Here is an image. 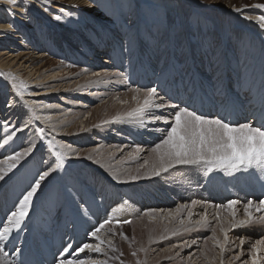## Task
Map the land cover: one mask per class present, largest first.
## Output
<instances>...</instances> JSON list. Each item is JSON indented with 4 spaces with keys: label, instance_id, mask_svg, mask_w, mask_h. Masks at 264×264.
<instances>
[{
    "label": "bare ground",
    "instance_id": "6f19581e",
    "mask_svg": "<svg viewBox=\"0 0 264 264\" xmlns=\"http://www.w3.org/2000/svg\"><path fill=\"white\" fill-rule=\"evenodd\" d=\"M98 2V0H50L49 3H44L43 0H17L15 6H10L4 3V0H0V113L1 115L4 114L6 119L19 121V127H26L30 123L32 127L29 132L31 133H33L31 130L35 129L36 138L38 137V140L36 143L34 140V147L32 146L33 151L31 152V157H33L32 159L35 160V162H43V160H45V169H54L56 165L55 153H61L63 158V167L58 168L59 172L55 173L56 170L50 171L49 176L46 177L49 181H52V187L45 188L43 190L45 192V198L43 197L44 200H42V198L38 201V212L40 209L46 215L43 216L39 222L33 224L31 220L38 213L32 214L25 218L19 229L13 230L9 238L3 241L5 246L4 250L8 253V256L0 257V264H58V260L69 257V253L64 255V248L69 247V245H71V250L69 252H72L75 247L82 242L95 243V240L88 237L86 234L97 225L93 223L92 219L89 220L87 218L91 216H95L96 218L98 216L102 218L108 217V215L111 214L109 211V203L114 201L115 197L120 196V187L117 188L116 185L113 187L110 183L104 186V180H88L87 171L83 169V166H80L83 163L71 162L64 157V155H67V157L70 156L74 151L68 149L66 147L67 145L61 148L59 147L60 144L54 141V138L60 131V120L56 118L53 119L51 113L54 110L55 104L49 100H59L60 102V99L66 96L63 93L59 96L60 98L49 97V95L54 94V91L56 92L63 89L66 84L71 82L70 80L72 78L70 77H72L71 75L74 73L73 68L75 62L68 61L67 63L66 58L64 59V56L62 58V56L59 55L58 57L60 60L56 69H43L45 65L40 64V62L46 57H49L47 53L48 47H50V43L48 44L45 38L46 34H50L51 39H55V47L57 50H63V39H68L70 43L74 42L72 41L73 35L71 33V27L78 29L90 24L92 28L87 27L84 32L85 38H88L90 41V43L87 44L89 50L88 53L86 50L81 51V54L85 57L91 55V58L88 59L90 63H84V70L80 73L81 76H73V79L91 76V81L89 80V83L83 85V83L80 82L84 89H88L86 93L88 92L89 96H92L91 94L98 88V91H104L103 94L110 95L108 90H110V81L113 80V78L110 77L112 73L108 72L109 70L105 71L103 67L94 63L95 59L93 55L97 54L96 60L101 57V65L107 63L109 65L114 64L115 67L122 66L120 70L123 71L127 78L130 76L135 77V82L133 84L129 83V85L134 86V89L141 90L137 95H133L138 96L140 103H142L143 100L142 91L145 90L143 88H146V85L150 86L149 84H154L151 87L156 86L158 96L163 95L165 101L169 96L174 95H176L178 100L179 95L172 89L178 88L180 85L182 86V80L180 79L177 81V77L175 76L176 73L180 74L181 70H185V73L187 71L186 76H184L186 85L182 86L184 90L185 88L188 89L189 86V74L191 76L193 75V78L198 81V76L201 77L200 75H204L210 70L213 71L215 69V73L219 72L220 68L221 70L222 68L228 69L230 66L234 70L236 63H240L241 65L242 62L240 61H248L252 54L256 55L260 50H262L264 54V29H261L259 24L253 19L254 17L264 15V8L252 7L256 4H264V0H103L102 3ZM87 7L91 8V10L86 9ZM236 8H240L241 11H235ZM45 9H47V11H45ZM61 9H63V11H61ZM232 15H235L237 19L231 18ZM55 17H60V19H56ZM93 18L97 23L92 22L94 21ZM248 21H251L253 24ZM9 23L13 24L11 29L7 28ZM114 26L118 29L116 34L124 38L121 43L112 37L113 34L107 30H112ZM125 27L129 29L124 31ZM210 29L216 32L213 33L209 31ZM10 30L14 32L13 37L10 36ZM230 31L232 32L229 33ZM242 31L247 35L242 33ZM77 33L82 32L78 29ZM96 33H98L100 37H104V40H108V45L106 41H98L96 39ZM125 33L127 36L123 35ZM130 34H133V37L132 35L129 36ZM10 38L15 41H11ZM210 39L211 41L212 39H222L227 41L228 46H236L238 45L237 43H242L243 48L238 52V57L228 55L220 56V58L218 55L216 58H213L211 56V53L215 50L212 49L213 45H210V49L208 46H203L204 44H208ZM16 40H20L21 43H16ZM16 44L21 45L17 46ZM121 47L126 49V53H117L120 51ZM231 50L232 52L236 51V47ZM64 53H67L65 49ZM243 55L245 60L242 59ZM251 60L250 64L257 62L255 56ZM77 63L81 65L80 61H77ZM160 63H163V67ZM130 64L131 67L136 66L137 71H131ZM215 64L218 70H216V66L212 67V65ZM246 64H243L242 67ZM250 64L248 63L247 65ZM160 67L164 69H159ZM92 68L94 70H92ZM108 68H106V70ZM198 68H200V71L197 70ZM67 69V75L70 79L67 77V81H64L65 79L63 77L65 75L63 76L61 73H65ZM154 72H156V74ZM232 73L234 75V72ZM104 74L106 76H104ZM115 75L117 74H114V76ZM97 76H99V79L96 78ZM154 76L156 79H153ZM149 78L152 79L149 81ZM223 80L224 83L230 82L229 80H232V76L225 72ZM21 81L26 85L23 99L16 95L12 87L13 83H19ZM100 81H105L108 85L105 86L103 84L100 86ZM217 83L218 81L214 82V85ZM210 84L211 82H209V84L198 82L195 87L201 89L202 85ZM76 85L77 84H73L72 86L76 87ZM80 86L81 85L77 86L79 87L78 92L84 90L81 89ZM57 87L60 88L58 89ZM161 88L162 91L160 92ZM118 90L120 89L117 87V89L113 91V97H117L118 102L126 101L130 106L131 102L129 98L134 91L121 95ZM70 91L72 92L73 90ZM96 94L98 95L99 93ZM138 99H136V101ZM153 99L156 100V103L161 102L155 97ZM179 102L182 105H187L182 98H180ZM121 109L123 110L124 108ZM98 111H100V108ZM151 111L155 112L154 110ZM160 113L161 112H155V114ZM166 114H168V112ZM146 117L152 118V116ZM125 121H127L129 125L130 119L127 115H122L117 123L120 126V124L123 125ZM148 122H152V119ZM40 129L44 131L40 132ZM127 135L128 138L131 139H141L142 141H139V144H143V140H150V138L158 134L148 135V133H145L144 129H140L138 131L127 130ZM6 136V128L3 124L1 125L0 121V138H5ZM4 141L5 140H0V156L2 157L3 154L7 153L5 155L6 158L12 155V150H14L15 145L14 142H9V140L7 144H5ZM66 143L68 145L70 144L67 141ZM142 147H144V145ZM37 156L40 157L37 158ZM95 167L100 171L102 170L99 163H96ZM22 168L23 163H20L17 169H19V172H22ZM38 169V167L30 166L25 169L23 172L26 178L25 180L28 181L32 176L35 180V177H37L40 172ZM149 170L150 169H147V171ZM61 171H63L62 174L64 179L68 177V179L65 180L68 182H65L63 179L60 185L58 180ZM119 171H121V169H119L118 172ZM187 171L188 169L184 170L180 176H182V178L189 176ZM19 172L16 173L14 169L9 175L13 173L11 175V177H13L14 175H18ZM173 172L175 171L170 169L167 172L161 173V176L158 177L162 180L157 184L163 189L162 192L164 193L157 195L151 193V199L146 200L141 197L138 203L139 208L137 209L145 208L144 206L147 205L148 207L153 204L154 207L150 208H157L155 210L163 214L167 205L170 204L168 201H170L171 197H174L175 201L179 203L186 199L196 200L202 203L204 201H211L215 198L214 194H209L205 197L199 192L195 193V195L191 192L194 186L200 185V182L196 184L184 183L183 179L180 178L179 180L180 176L170 181L169 174ZM218 174L221 175L222 173L218 172ZM46 178L45 180H47ZM72 179L76 180L75 184L72 182ZM6 180L7 179L1 180L0 192ZM151 181L155 182L153 179ZM83 182L88 184V189L86 195H80V197L83 198L81 199L77 196L76 192L78 190L76 185H81ZM176 182L178 184H175ZM48 185L50 186L51 184L48 183ZM98 185L101 187L96 190ZM214 187L216 189L217 185L215 184ZM7 189H5L4 194L7 195L10 192L12 199L7 200L3 194L0 195V221L6 220L7 215L13 211L10 209V206L18 204L19 199H21L24 194V187L11 191ZM89 190L93 191L92 194L88 192ZM181 191H184V193L182 194ZM237 191L238 190H236V194L234 193L233 197L238 199L239 202L244 201L246 199L245 192L239 191L237 193ZM97 193L99 199L93 196ZM145 193L146 191L144 190L141 194L145 195ZM252 197L258 198L256 194H252ZM132 199L133 198L130 200ZM97 200L105 201V213H103L102 209H99V205L95 203ZM117 202L120 204L118 208H120L121 211L115 213V217H122V220L127 219L128 213L124 211V208H129L130 202L126 204L127 201L123 202L118 198ZM4 203L7 205L6 208L3 207ZM79 203L83 205V209L79 208ZM210 205H212V203H210ZM31 206L32 205L29 207L30 209ZM42 206L44 209L41 208ZM144 211L145 210H141L140 212ZM167 212L164 215L165 217L167 216ZM159 218H161V216ZM168 220H170V217ZM2 226V223H0V227ZM119 226H123L122 229L125 228L122 224ZM201 229L206 230L207 227H202ZM41 232L40 241L42 245L36 248L34 247L35 245L32 246V243L30 244V240L33 236L38 237ZM143 236L144 234L142 233L137 237V240L142 241ZM187 236H185V238H188ZM201 236L202 232H198L197 237ZM105 238L111 239L114 244V237L111 232L106 231ZM133 239L129 248L123 252L124 256L121 258L123 264L124 262L126 263L124 260L125 255L129 251L136 252L137 250L138 241L135 238ZM186 243L189 245L191 244L190 241ZM114 253L109 250V256H113ZM88 255L87 253H82L80 254V258L86 259ZM90 255L94 259H106V257L95 253ZM230 262L231 261L227 260L224 264H230ZM108 264L116 263L109 260ZM211 264H220V256L218 261L212 260Z\"/></svg>",
    "mask_w": 264,
    "mask_h": 264
},
{
    "label": "rangeland",
    "instance_id": "374dc122",
    "mask_svg": "<svg viewBox=\"0 0 264 264\" xmlns=\"http://www.w3.org/2000/svg\"><path fill=\"white\" fill-rule=\"evenodd\" d=\"M60 1H64V0H60ZM98 1H99L98 3L103 2V0H98ZM86 9L91 10V8H88V7ZM231 18L235 20L237 19L235 18V15H232ZM92 22L97 23L95 19ZM248 22L253 24L251 21H248ZM87 27L92 28L90 24H88V26H83L82 28H78L79 31H81L82 33H77L78 29L77 28L74 29L75 27H71V30H72L71 33L73 35L72 41L74 42L70 43L68 39H63V42H62V46H64V49L67 51V53H64V49L57 50L55 47V39L54 38L51 39L50 34H46L45 38L47 39L48 44L50 43L49 44L50 47H48V53H47L49 57H46L44 60H42L40 64L45 65V68L43 69H47V68L56 69L57 65L59 64V60H60L58 56L60 55L62 56V58L63 56H64V59L66 58L67 63L68 61L75 62V65H76V67L74 65V68H73L74 73L73 75H71L72 77H70L72 78L70 80L71 82L66 84L67 89L65 86L63 87V89L58 90L56 92L54 91V94L49 95V97L60 98L59 96L61 95V93H63L66 96V97H62L60 99V102L59 100L58 101L49 100L55 104L54 110L51 113V115H53V119L56 118L60 120V131H59V134L54 138L55 139L54 141L55 143L67 145L66 147L68 149H71L74 151V153L68 157L67 155H64L65 159H68V161H71V162L83 163L80 166H83V169L87 171L88 180L90 179L92 180L98 179V181L104 180L105 181L103 183L104 186L110 183L112 184L113 187H115L116 185L117 188L118 187L121 188L120 196L115 197V200L109 203V206H110L109 211L111 212V214L114 209H117L120 206V204H118L117 202V198L119 200H122L123 202L127 201L126 204H129L130 202V207L124 208V211L128 213L127 220H131V223L122 224L125 227L124 229H122L123 226L113 227L112 224L106 226L107 229L112 228L113 231L116 232V235H114L113 237H114V244H115L117 251L114 253L113 256H116L117 259L112 260V261H114L116 264H121V262H123L121 261L122 256H124L123 252L129 248V246L131 245V242L134 240L133 238L137 240V237L143 233L144 234L143 240L142 241L137 240L138 246L135 252L136 255L133 256L132 255L133 252L129 251L124 257V260L126 261V263L124 262V264H137V261H140L141 264H202V263L211 264L212 260L218 261L220 249L219 247L214 246L213 241L211 239H208V237L212 236L213 234L212 229L215 228L216 237L219 240L223 241V234L220 232V227L223 226L229 237V243L227 245H224L225 247L224 262L229 260L231 261L230 264H251V246L257 240L264 238V221L257 220L256 222L250 225L238 226L233 229L230 227V224H229L231 217L223 209L219 210L221 219L223 222L222 225L218 224L215 219L216 213L218 211L215 208V205L226 204L228 200H238L235 197H233L234 193L236 194V191H231V193L233 192L231 196L225 195L224 192L212 193V195L213 194L215 195V198L212 199L211 201H204L202 203L198 202L196 205L192 206L190 210L186 209L178 217L174 219L170 218V220H168L169 219L168 216L166 217L164 216L168 210L175 209L177 205L179 204H191V201L193 200L186 199L185 201L183 200L181 203H179L175 201L174 197H171L170 201H168L170 204L167 205L165 212L163 214L158 212L159 215H157L155 219H150L148 216L143 215L145 211L157 209V208H150V207H154L153 204L149 205L148 207L146 205L144 206L145 208L137 209L139 208L138 203L140 202L141 197H143L146 200V199H151V193L155 195L164 193L162 192L163 189H161L159 184H157L162 179L158 178L159 176H147L146 173L148 172L147 169H150L153 159H154V154L150 151V149L154 147V145L158 143L160 139L163 138L161 133L153 131V129H156V128L163 129V128L169 127L170 125H165L161 121L148 122L149 120L152 119V118L146 117V116L151 117L149 110H145L144 113H140L138 111V108L141 105L140 100L138 99L136 101L132 99L133 95H137V92H134L131 94L129 98V101L131 102L130 106L128 105V103H126V101L118 102L117 97H113L112 95L113 91L117 89L118 87L120 89L118 90V92H120L121 95L131 93L132 91L130 89H134V86H130L129 83L133 84L135 82V77L130 76L129 78H127L125 74L123 73V71L120 70L122 66L115 67L114 64L109 65L107 63H103L101 65L100 62L102 61V59H100L101 58L100 57L98 58V60H96L97 54L93 55L94 56L93 58L95 59L94 63L103 67L105 71L109 70L108 72L112 73L110 77H112L113 80L110 81V88H109L110 90H108V93H110V95L103 94L104 91L102 92L100 90L98 91L97 90L98 88H97L91 94L92 96H89L88 92L86 93V90L88 89H84L82 84H80V82H82L83 85L89 83L91 76L90 77H77L73 79V76L80 75V73L83 72L82 70H84L83 69L84 63L85 64H88V62L90 63L88 59L91 58V55L89 57L88 56L85 57L83 54H81V51L86 50V52L88 53V50H89L87 44H89L90 41L88 40V38H85V33H84ZM128 29L129 28L125 27L124 31L125 30L127 31ZM131 29H135V28H131ZM107 30L108 32L113 34L112 37L117 39L118 42L120 43L123 42L124 38L116 34V31L118 32V29L116 26H114L112 30H109V29ZM209 31L212 32V29H210ZM215 32L216 31H213V33ZM231 32L232 31H230L229 33ZM13 33L14 32H11L10 30L11 37L14 36ZM242 33H245V32L242 31ZM96 34H97L96 39L98 41L100 42L106 41L103 39L104 37H100L98 33ZM123 35L127 36L126 33ZM131 35L133 37V34H130L129 36ZM10 39L11 41H15V40H12V38ZM19 42L20 40H16V43H19ZM106 42L108 45L109 43L108 40ZM225 43L227 44V41H224L222 39L221 40L212 39V41L210 39L209 43L204 44L203 46H206V47L208 46L210 49V45H213L212 49L213 50L215 49L212 52L213 54L211 53V56L213 58L214 57L216 58L218 55L219 57L224 56V54L238 57L239 56L238 52L241 51V49L243 48V44L237 43L238 45L236 46H232V45L228 46V44L226 45ZM239 44L242 46H240ZM16 45L20 46L21 44H16ZM235 47H236V51L232 52L231 49ZM117 53H126V49L121 47L120 51H118ZM254 56L257 58V62L254 64H250V62L252 61L251 59ZM242 57H243L242 59L245 60L244 55ZM77 61H80L81 65H78ZM243 63L250 64V65H247V64L245 65L247 66V69L256 66V70L252 74V76L255 77L254 79L255 81L256 78H258L257 75H259L261 72H264V54L262 50H260V52L256 55L252 54L249 60L244 61ZM243 63L241 65L240 63H236L235 64L236 67L234 68V70L231 68V66L228 69L222 68L221 70L220 68L221 73H220V70L219 72H215V73H214L215 69L213 71L210 70L209 72L206 73V75L205 74L203 76L200 75L201 77H199L200 79L198 81L193 78V75L191 76L189 74L188 75L189 85H191V88H194L198 82L203 83V84H209V82H211L210 85H214V82L218 81V83L216 84V86H218L219 82L223 80V75L225 74V72L230 74V76H232V80L238 79L237 76L238 74H240L241 79L243 80V82H245L246 80L251 79V77L249 73H246L248 72V70L242 67ZM40 64H39V67H40ZM160 65L163 67V63H160ZM215 66L216 64L212 65V67H215ZM162 67H160L159 69H164ZM106 68L108 69L106 70ZM130 69L131 71L133 70L137 71L136 66L131 67V64H130ZM92 70L94 69L92 68ZM197 70L200 71V68H198ZM216 70H218L217 66H216ZM184 71L185 70H181L182 74L181 73L175 74V76L177 77V81H179L180 79L182 80V86L186 85V82L184 80V76H186V74H183L185 73ZM67 72H68V69L65 73L63 72L61 73L63 76L65 75L63 77L65 79L64 81H67L66 79L68 77ZM232 72H234V75ZM113 73L117 75L114 76ZM154 73L156 74V72ZM104 76L106 75L104 74ZM96 78L99 79V76H97ZM151 79L152 78H149L148 80L150 81ZM153 79H156L155 76ZM204 80H208V81H204ZM232 80H229V81L231 82ZM170 82H171V79H170ZM73 84H77L76 87L72 86ZM103 84L105 86L108 85V83L106 84L105 81H100L99 85L101 86ZM78 85H81L80 88L84 90H82L81 92H78L79 90L78 89L79 87H77ZM149 85L150 86L146 85V88L151 87L154 84H149ZM263 86H264V76L262 79V84L260 86V92L263 89ZM57 88L59 89L60 87H57ZM146 88H143V89H146ZM70 90H73V91L71 92ZM187 90L188 89L185 88L186 92ZM161 91H162V88L160 89V92ZM250 91L252 92V89ZM96 93H99L100 95L99 94L97 95ZM167 101L170 103L177 104L179 107L189 108L188 102H186L187 105H182L179 102L180 98L178 97V100H177L176 95L169 96L166 102ZM99 108H100V111H98ZM121 108H124V109L122 110ZM159 110L154 109L156 113L158 112H161L162 114L165 113L163 114L165 116H168L170 113L174 111L173 109H159ZM167 112L168 114H166ZM122 115H125V116L127 115V117L130 119L129 125L127 124L128 123L127 121H125L123 125L120 123H119L120 126L118 125L117 123L118 119L121 118ZM0 121H1V125L3 124L4 127L6 128V133H7V136L5 138L3 137L0 138V140H8L9 136L12 137L11 140H9V142H14V145H15L14 150H12L13 152L12 154H14L15 152L23 151L25 148H28V147H32V146L34 147V140L36 143V141L38 140V137L36 138L35 129L31 130L33 133L29 132L30 128L32 127L30 123L26 127H19V123H20L19 121H15L14 119L13 120L6 119L4 114L1 115V113H0ZM141 122H143V127L141 126ZM147 126H151V127H147ZM140 129H144L145 133H148V135H153V134H158V135L150 138V140L149 139L146 141L143 140L144 142V143L142 142L143 144L141 143L139 144V141H142L141 139L128 138L127 130L128 131H138ZM66 141L69 142L70 144L68 145ZM143 145L144 147H142ZM6 154L7 153L3 154L2 157L0 156V161L3 160V157L5 158ZM38 157L40 156H37V158ZM32 158L33 157H31V153H30L29 156L25 157V159L21 161V163H23V168H22L23 171L21 170L22 172H19V169L17 168L15 169L16 173L19 172L18 175H14L13 177H11L13 173H11L10 175L8 173V175L4 177V179H7V180L2 187V191L0 192V195L3 194L5 198H7V200H11L12 198L10 196V192L7 195L4 194L5 189L7 188H8L7 190L11 191L13 189H19V188L24 187V193H25L26 191L30 190L31 185L34 184L35 180L39 178L40 173L49 171L51 169V168L45 169V162H46L45 160H43V162H39V161L35 162V160H33ZM145 160L149 161L148 165L144 164ZM96 163H99L102 169L101 171L98 170L97 167H95ZM29 166L38 167L39 168L38 170H40V172L38 173V176L35 177V180H34V177L32 176L30 177L28 181H26L25 180L26 178L24 177L23 172ZM199 167H203V166H199ZM119 169H121V171L118 172ZM170 169L172 171H175L172 174H169L170 181L178 178L180 175H182V172L186 169H188L187 173L189 174V176L185 178H182V176H180L179 180L181 178L184 180V183H192L191 181H192L193 175H196L197 182H200V185L194 186L192 188L193 191L191 192L194 193V195L197 192L204 195L200 191H195V188H199L204 182H207V183L209 182L208 180H205L204 178L201 180L200 175L204 176L206 174V169L204 167L200 170L201 174L198 173V170H199L198 166H192V165H176L173 167V169L172 168ZM56 171L55 173L59 172L58 169H56ZM215 172L218 173L220 171H215ZM62 173L63 171L59 173L60 178L58 181L60 185L63 182L62 180L64 179ZM221 173H222L221 174L222 177L219 178L220 184H216L217 187L215 191H218L217 190L218 186L225 188V182H229L225 180L226 173L224 172H221ZM133 175H138L140 178L137 180L128 179V177L133 176ZM209 175L210 174L207 173V176ZM113 176H115L116 178L114 179ZM65 178L66 179H64V181L68 179V177H65ZM152 179L155 180V182L151 181ZM65 182H68V181H65ZM72 182H74L75 184L76 180L72 179ZM48 183L51 185L49 186ZM209 183H210V186H212L213 183L212 182H209ZM175 184H178V183L176 182ZM89 186H92V185H89ZM49 187H52V181H49V179L42 181L40 188L37 190V193L33 197L32 204H31L32 206H31V209L29 208V214H28V216H30L32 214L38 213L31 220V223L33 224L39 222L42 219V217L46 215L40 209L38 212V207H39L38 201L42 199L43 197L45 198V192L43 190ZM76 187L78 190L76 192L77 196L80 197V195L82 196L86 195L88 184L83 182L81 183V185H76ZM100 187L101 186L98 185L96 187V190L98 188L100 189ZM90 190L88 192L92 194L93 191H90ZM144 190L146 191L145 195L141 194L144 192ZM181 193L183 194L184 191H181ZM252 194L253 193L249 194L248 192H245L246 199L242 202H239L235 206V209L237 212L236 218L238 220L244 218L243 205L247 203L249 199H252L256 202H258L260 199H264V196L260 198L259 197L254 198L252 197ZM97 195L98 193L94 194L93 196L96 199H99ZM204 196L206 197V195ZM44 198L42 200H44ZM131 198L133 199L130 200ZM95 203L98 204L99 209L100 210L102 209L103 213H105V210H106L105 201L97 200ZM210 203H212V205H210ZM15 205L17 204L11 205L10 209L14 210ZM79 206H80L79 207L80 209H83V205L79 203ZM3 207L6 208L7 205L4 203ZM41 208L44 209L43 206ZM141 210H145V211L140 212ZM189 211L191 213V217H190L191 222H189ZM204 213L207 214L206 222H202V225H197L196 221H198L200 219V215ZM254 215L256 217H259L261 215H264V213H254ZM160 216L161 218H159ZM87 219L89 220L92 219L93 223L98 226V224L102 222L103 220L107 219V217L102 218L98 216L96 218L95 216H91ZM117 219L123 221L122 217L120 218L115 217V220ZM115 220H114V223H115ZM181 220H184L183 225L180 223ZM203 223L207 224L206 230L201 229L202 227H205L203 226ZM121 231L125 233V235L128 237V240L121 239L119 235ZM198 232H202L201 237H197ZM41 234L42 232L38 235V237L33 236L31 238L30 244L32 243V246L35 245L34 247L36 248L41 247L42 245L40 241ZM185 236H187L188 238H185ZM240 238L245 239V244L243 246L240 245ZM192 240H196L197 243L194 245L190 244L191 245L190 247H185L186 242L187 241L191 242ZM140 249H144V250L141 251ZM241 252L243 253V255H240ZM258 255L261 257L260 264H264V247H262ZM237 256H239V259H237Z\"/></svg>",
    "mask_w": 264,
    "mask_h": 264
},
{
    "label": "snow or ice",
    "instance_id": "6c2138e0",
    "mask_svg": "<svg viewBox=\"0 0 264 264\" xmlns=\"http://www.w3.org/2000/svg\"><path fill=\"white\" fill-rule=\"evenodd\" d=\"M44 3H49L50 0H43ZM4 3L15 6L17 0H4ZM252 7L264 8V4H256ZM47 11V9H45ZM63 11V9H61ZM235 11H241L236 8ZM60 19V17H55ZM249 18V17H246ZM255 21L259 24L261 29H264V15L254 17ZM13 27L12 23L7 25L8 29ZM13 89L21 99L24 96L26 85L23 81L12 84ZM131 91L139 93L140 89H130ZM143 100L138 108L140 113L149 110L152 116V122L161 121L165 125H170L166 128H156L153 131L159 132L162 139L150 149L154 154V159L150 170L146 173L147 176H160L161 173L167 172L170 168L176 165H192L203 166L206 169V174L213 171H220L226 174H232L241 170L259 169L264 172V115L257 121L255 118L245 120V122L226 121L220 117L208 118L204 115L197 114L194 110H189L187 107H179L174 103L165 101L163 95L157 93L156 87H148L143 90ZM159 99L160 103H155L153 98ZM132 99H138V96H133ZM159 109H173L174 111L168 116L163 114H155L151 110ZM38 118V117H37ZM143 127V122H141ZM43 132V129L39 130ZM14 135V133H13ZM11 136L8 140H11ZM8 140L4 143L7 144ZM59 147L63 148L64 145L60 144ZM33 151V147L25 148L23 151L15 152L0 161V180H3L8 173L12 172L21 163L25 157ZM56 165L54 169L45 171L39 175L35 183L31 185L30 190L26 191L22 198L19 199L15 210L7 215L5 221H0V257H7L8 253L4 250L5 246L3 241L9 238V235L14 229H19L22 222L29 214V207L32 203L34 195L41 186V182L49 176L50 171H55L63 167V158L61 153L56 152ZM149 161L145 160L144 164L148 165ZM143 167V165H142ZM115 179L116 177L113 176ZM140 177L133 175L128 177L130 180H137ZM196 200L191 201V204H179L175 209L168 210L167 216L170 218L178 217L184 210H190L192 206L196 205ZM239 203L238 200H228L226 204H217L215 208L218 210L215 219L218 224L222 225L220 209H223L231 217L229 221L231 228L238 226H247L257 220L264 221V215L256 217L254 213H264V199L258 202L249 199L243 205V219H237V212L235 206ZM121 211L120 208L114 209L113 213L108 215L107 219L103 220L95 226L91 231L87 232V236L94 239L95 243L82 242L75 247L74 251L69 252V247L64 248L65 253H69L68 258L58 260V264H108L109 260L117 259L116 256H109V250L116 252L117 249L111 239H106V231L116 235L112 228L106 230V226L112 224L117 227L120 224H130L131 220H115V213ZM150 219H155L159 213L157 210H149L143 213ZM206 213L200 215V219L196 221L197 225H202L206 222ZM191 213L189 211V222ZM115 220V223H114ZM180 223L183 225L184 220ZM203 226L207 227L206 223ZM212 236L208 237L214 243V246L219 247L220 264H224L225 247L229 243V237L223 226L220 227V232L223 234V241L216 237V229H212ZM121 239L128 240L124 232L119 233ZM196 240H192L191 244H196ZM245 244V239L240 238V245ZM186 247L191 245L185 244ZM264 247V238L257 240L251 246V264H260L261 257L258 255ZM107 249V250H106ZM143 251L144 249H140ZM87 253L88 258L81 259L80 254ZM95 253L102 255L106 259H94L90 254ZM63 255V253H62ZM136 255L135 252L132 253ZM240 255H243L241 252ZM239 259V256H237ZM123 264V262H121ZM137 264H141L137 261Z\"/></svg>",
    "mask_w": 264,
    "mask_h": 264
}]
</instances>
